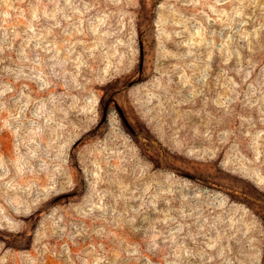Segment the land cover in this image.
<instances>
[{"label":"rangeland","instance_id":"rangeland-1","mask_svg":"<svg viewBox=\"0 0 264 264\" xmlns=\"http://www.w3.org/2000/svg\"><path fill=\"white\" fill-rule=\"evenodd\" d=\"M0 264H264V0H0Z\"/></svg>","mask_w":264,"mask_h":264}]
</instances>
